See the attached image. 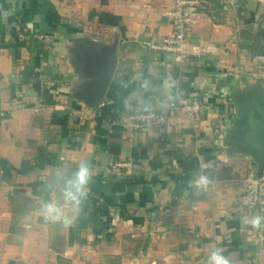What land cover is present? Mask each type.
<instances>
[{
  "label": "crops",
  "instance_id": "1",
  "mask_svg": "<svg viewBox=\"0 0 264 264\" xmlns=\"http://www.w3.org/2000/svg\"><path fill=\"white\" fill-rule=\"evenodd\" d=\"M172 4L0 0V264H264V225L244 223L264 212L236 205L264 169V0H200L185 60L144 44L173 33ZM182 97L203 113L123 127ZM129 158L132 175L108 172ZM82 161L77 213L64 192Z\"/></svg>",
  "mask_w": 264,
  "mask_h": 264
},
{
  "label": "built area",
  "instance_id": "2",
  "mask_svg": "<svg viewBox=\"0 0 264 264\" xmlns=\"http://www.w3.org/2000/svg\"><path fill=\"white\" fill-rule=\"evenodd\" d=\"M200 0H173L172 6L166 10L173 33L155 39L150 37L144 41L147 48L153 51H164L178 55L181 59H188L192 53H200L201 46L196 43L192 50H188L187 41L194 32L197 22L196 9ZM203 102L198 98L182 97L170 101L166 109H148L130 113L124 121L123 127L131 136L149 132L156 126L166 123L169 115L183 111L189 118H197L203 113ZM136 165L132 159H117L112 162L108 172L114 176H130ZM237 207L242 211L259 209L264 212V169L257 174L248 173L245 177V187L238 196Z\"/></svg>",
  "mask_w": 264,
  "mask_h": 264
},
{
  "label": "clouds",
  "instance_id": "3",
  "mask_svg": "<svg viewBox=\"0 0 264 264\" xmlns=\"http://www.w3.org/2000/svg\"><path fill=\"white\" fill-rule=\"evenodd\" d=\"M93 179V170L91 165L86 161L80 162L77 170L74 172V180L67 183L75 188V191L65 190V201L72 205L77 213L81 211V205L87 197V187ZM210 180L206 175H201L194 181L198 188L206 189L210 184ZM193 182H190V184ZM45 219H51L53 222L60 219V209L54 204L45 205ZM245 224H251L253 228H260L264 225V215H255L250 220L244 219ZM65 227L71 226L72 220L65 218L63 220ZM208 264H230L227 257H225L220 250H214L209 254Z\"/></svg>",
  "mask_w": 264,
  "mask_h": 264
}]
</instances>
